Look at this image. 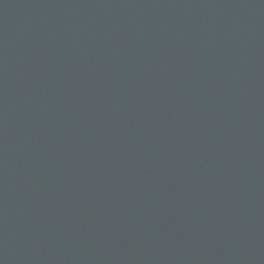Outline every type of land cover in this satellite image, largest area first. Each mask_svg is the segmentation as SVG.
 Here are the masks:
<instances>
[{
	"label": "water",
	"instance_id": "obj_1",
	"mask_svg": "<svg viewBox=\"0 0 264 264\" xmlns=\"http://www.w3.org/2000/svg\"><path fill=\"white\" fill-rule=\"evenodd\" d=\"M0 264H264V0H0Z\"/></svg>",
	"mask_w": 264,
	"mask_h": 264
}]
</instances>
